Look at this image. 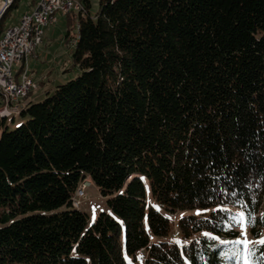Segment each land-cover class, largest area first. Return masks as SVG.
Listing matches in <instances>:
<instances>
[{
	"label": "trees",
	"instance_id": "16d2710c",
	"mask_svg": "<svg viewBox=\"0 0 264 264\" xmlns=\"http://www.w3.org/2000/svg\"><path fill=\"white\" fill-rule=\"evenodd\" d=\"M80 1V73L0 118V264H185L171 214L191 264H221L202 233L238 237L241 203L264 232V0ZM91 181L95 220L72 204Z\"/></svg>",
	"mask_w": 264,
	"mask_h": 264
},
{
	"label": "rangeland",
	"instance_id": "374dc122",
	"mask_svg": "<svg viewBox=\"0 0 264 264\" xmlns=\"http://www.w3.org/2000/svg\"><path fill=\"white\" fill-rule=\"evenodd\" d=\"M36 1L37 0H19L17 7L11 9L8 16L4 20L3 28L18 23L22 14L24 12L30 11ZM3 9L4 2L0 4V13ZM97 9L98 1L92 0L90 13L94 14ZM69 14L75 13L71 12L63 16H58L56 23L43 27L44 34L42 37V42L36 47L33 55L27 59L28 74L37 82V85L35 90L30 91V93L25 96L23 99L24 104L27 101L37 102L41 100L45 96V93L47 91H51L54 86L64 83L69 79L76 77L80 73V70L77 67L72 66L71 61V52L74 47V43L72 41L75 39L76 35H78V21L77 19H74L73 23H71L68 16ZM62 17H66V20ZM69 28H71V31H73V37L67 41L66 33ZM25 69L26 61L23 59L16 60V66L12 67L14 78L18 80L20 74H22ZM10 119L11 118H9V120ZM19 120V117H16L11 127L17 124ZM10 123L11 122H9V124ZM147 190V192H149V189ZM85 193L86 196L84 197L83 202L78 204V209L86 211L90 217H95L102 210V208L106 207L105 198L99 194L98 189L94 186H90L87 190H85ZM146 201L149 204H154L150 193L146 194ZM196 211L197 210H193L188 213L196 214ZM180 215L181 214H171L169 216L172 219H177ZM238 229L240 236L241 229ZM248 234L250 239H257L253 238L249 231ZM260 237H264V232L261 233ZM152 239L154 240L153 237ZM140 263L141 261L138 259L136 264Z\"/></svg>",
	"mask_w": 264,
	"mask_h": 264
},
{
	"label": "built area",
	"instance_id": "2783aa9c",
	"mask_svg": "<svg viewBox=\"0 0 264 264\" xmlns=\"http://www.w3.org/2000/svg\"><path fill=\"white\" fill-rule=\"evenodd\" d=\"M3 0H0V4ZM84 11L80 0H37L30 11L22 14V23H15L3 29V38L0 39V110L15 109L21 106L25 96L21 95V88L36 87L37 82L28 74L27 59L33 55L36 47L42 42L43 27L56 23L58 16L68 13ZM21 31L31 32V51H24L21 40ZM16 59L26 61V71L20 74V91L14 95L1 92V85L7 83V69L16 66ZM86 187H78L73 198V205L80 203L78 198L86 196ZM175 233L174 230V234ZM147 251L138 252V256H145Z\"/></svg>",
	"mask_w": 264,
	"mask_h": 264
},
{
	"label": "snow or ice",
	"instance_id": "6c2138e0",
	"mask_svg": "<svg viewBox=\"0 0 264 264\" xmlns=\"http://www.w3.org/2000/svg\"><path fill=\"white\" fill-rule=\"evenodd\" d=\"M231 195L235 196L236 193L232 192ZM159 210V209H158ZM209 211H228L227 208H217V209H203L197 210L196 215H201L202 213H207ZM171 219V217H169ZM95 220V217H93ZM264 220V216L261 217ZM256 220L253 218L252 214L246 210V206L241 203V210L235 215H231L229 218V226L234 228L239 226L241 229L240 236L234 239H224L220 236L213 235L211 232L205 231L202 235L207 239V248L210 250L219 249V259L221 264H264V237H260L252 240L249 238L248 227L254 226ZM169 243L175 244L180 247L181 256L185 259V264H191L188 258L187 246L192 244L191 240H181L180 238H174L169 241ZM197 245L200 244L199 240H196ZM199 259L204 262V264H210V262L205 258L204 252L197 253Z\"/></svg>",
	"mask_w": 264,
	"mask_h": 264
},
{
	"label": "bare ground",
	"instance_id": "6f19581e",
	"mask_svg": "<svg viewBox=\"0 0 264 264\" xmlns=\"http://www.w3.org/2000/svg\"><path fill=\"white\" fill-rule=\"evenodd\" d=\"M12 1L13 0H3V2H4V9L0 13V17L2 15V13L9 7V5L12 3ZM18 23H22V16L20 17V20L18 21ZM5 28H3V29H5ZM2 38H3V30L0 31V39H2ZM21 40L24 43V51H31V32H29V31H21ZM16 60H22V59H16ZM25 71H26V69L24 70V72ZM35 89H36V87L21 88V95L22 96H26L28 93H30V91L35 90ZM15 91H20V77H19L18 80H16L14 78L12 68H8L7 69V83H3L1 85V92H7V95H14L15 94ZM22 107L23 106H18L15 109H4V110H0V118L9 117L11 115H17L19 113L20 108H22ZM144 185H145V189H146V194L150 193V190H149V192H147L148 191L147 189H149L148 183L147 184H144ZM93 186L96 187L94 185V183H93ZM78 187H86V186H83L82 184H79ZM88 188H86V190ZM78 199L80 200V203H82L83 200H84V197L78 198ZM72 204H73V200H72ZM76 207L78 208V205H76ZM176 222H175V227H174L175 233H177V231H176L177 230V224H176ZM173 236L175 238H177L179 236V234L178 235H173ZM142 251H144V249H139L137 251V254H138V252H142Z\"/></svg>",
	"mask_w": 264,
	"mask_h": 264
},
{
	"label": "crops",
	"instance_id": "0c3cea01",
	"mask_svg": "<svg viewBox=\"0 0 264 264\" xmlns=\"http://www.w3.org/2000/svg\"><path fill=\"white\" fill-rule=\"evenodd\" d=\"M62 18H64V17H62ZM65 20H66V17L64 18ZM66 32V31H65ZM44 34V33H43ZM21 106H24V103L21 105Z\"/></svg>",
	"mask_w": 264,
	"mask_h": 264
}]
</instances>
